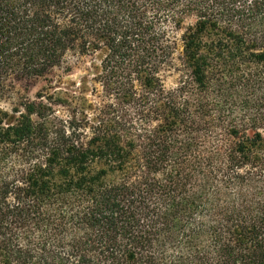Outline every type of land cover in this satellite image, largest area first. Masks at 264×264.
Returning <instances> with one entry per match:
<instances>
[{
    "label": "trees",
    "instance_id": "1",
    "mask_svg": "<svg viewBox=\"0 0 264 264\" xmlns=\"http://www.w3.org/2000/svg\"><path fill=\"white\" fill-rule=\"evenodd\" d=\"M69 53L100 102L0 110V264H264V0H0V99Z\"/></svg>",
    "mask_w": 264,
    "mask_h": 264
},
{
    "label": "rangeland",
    "instance_id": "2",
    "mask_svg": "<svg viewBox=\"0 0 264 264\" xmlns=\"http://www.w3.org/2000/svg\"><path fill=\"white\" fill-rule=\"evenodd\" d=\"M98 63L99 59L95 57L69 53L64 58L61 67L54 69L46 79H20L16 81L12 93L7 98L0 99V110L10 114L14 105L20 103L22 98L26 97L34 100L36 93L46 87H50V94L62 92L64 97H68L70 100L72 97H76L77 102H80L82 98L88 103H98L101 100L98 86H96L97 91L95 94L89 92L92 87L91 79L95 73L92 66H97ZM177 79L176 73H166L165 86L167 88L175 87ZM83 80L86 81V87L82 83ZM50 83H52L51 86ZM55 110L60 117L67 116L65 108L58 106Z\"/></svg>",
    "mask_w": 264,
    "mask_h": 264
}]
</instances>
